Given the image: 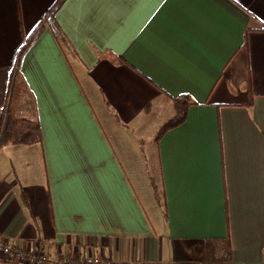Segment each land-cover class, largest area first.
<instances>
[{
    "label": "crops",
    "instance_id": "obj_1",
    "mask_svg": "<svg viewBox=\"0 0 264 264\" xmlns=\"http://www.w3.org/2000/svg\"><path fill=\"white\" fill-rule=\"evenodd\" d=\"M9 110L41 139L0 145V237L67 264H206L228 241L264 264V0H0V132Z\"/></svg>",
    "mask_w": 264,
    "mask_h": 264
},
{
    "label": "trees",
    "instance_id": "obj_2",
    "mask_svg": "<svg viewBox=\"0 0 264 264\" xmlns=\"http://www.w3.org/2000/svg\"><path fill=\"white\" fill-rule=\"evenodd\" d=\"M175 113L166 121L155 135L156 143L159 142L163 133L174 126L181 124L187 116V110L192 100L188 96L173 97ZM41 133L38 123L31 121H22L15 118L12 111L9 110L4 121L3 130L0 132V145L3 143H33L40 141ZM155 195L158 198L160 204L165 209L166 202L164 194L160 186H158L155 180L152 181ZM213 245V243H212ZM211 245V247H212ZM209 246V245H208ZM230 245L228 241L227 251L222 255H217L215 248L208 249L206 251V258L204 263L206 264H230ZM192 263H197L192 261Z\"/></svg>",
    "mask_w": 264,
    "mask_h": 264
},
{
    "label": "built area",
    "instance_id": "obj_3",
    "mask_svg": "<svg viewBox=\"0 0 264 264\" xmlns=\"http://www.w3.org/2000/svg\"><path fill=\"white\" fill-rule=\"evenodd\" d=\"M0 255L7 259L23 262L25 264H67V258L53 259L50 254L44 250L39 242L28 246H21L13 243L3 237H0ZM86 262L90 264H110L111 261L103 256L89 253ZM119 264H122L121 262Z\"/></svg>",
    "mask_w": 264,
    "mask_h": 264
},
{
    "label": "rangeland",
    "instance_id": "obj_4",
    "mask_svg": "<svg viewBox=\"0 0 264 264\" xmlns=\"http://www.w3.org/2000/svg\"><path fill=\"white\" fill-rule=\"evenodd\" d=\"M157 129H158V126L154 127V129L149 131L148 135L146 136V139H145V149L153 158L156 156V153H157L156 147L157 146L154 144L153 139H151V138H153V136L156 134ZM136 183L138 184V189L140 190V194L145 198L146 192H145L144 186H142V184H140L139 182H136Z\"/></svg>",
    "mask_w": 264,
    "mask_h": 264
}]
</instances>
